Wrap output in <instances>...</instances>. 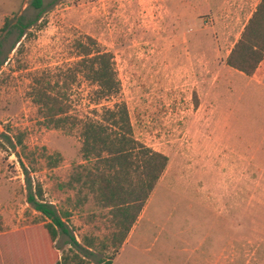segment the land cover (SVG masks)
Wrapping results in <instances>:
<instances>
[{"label": "rangeland", "instance_id": "374dc122", "mask_svg": "<svg viewBox=\"0 0 264 264\" xmlns=\"http://www.w3.org/2000/svg\"><path fill=\"white\" fill-rule=\"evenodd\" d=\"M259 2L0 0V38L6 20L34 21L12 51L18 32L8 37L0 70V264H57L63 254L98 263L113 251L106 211L67 184L86 163L79 130L46 125L29 95L34 75L72 64L87 35L114 55L134 137L169 157L112 264H264V61L252 76L226 63ZM93 89L74 85L73 115L113 107L97 105ZM29 181L80 244L94 240V254L68 235L50 238Z\"/></svg>", "mask_w": 264, "mask_h": 264}, {"label": "trees", "instance_id": "16d2710c", "mask_svg": "<svg viewBox=\"0 0 264 264\" xmlns=\"http://www.w3.org/2000/svg\"><path fill=\"white\" fill-rule=\"evenodd\" d=\"M44 2L32 0L31 4L36 9H43ZM33 24V20L26 21L25 17L19 18L15 24L5 21L2 28L4 34L0 38V70L10 53L5 51L8 37L14 31L18 32L10 49L12 51L17 44L22 45L21 39ZM74 51L76 59L72 64L34 75L29 95L46 125L67 132L79 130L81 154L86 163L73 166L67 184L76 191L80 202L92 201L106 211L108 217L110 235L107 242H111L113 251L98 263L87 264H112L165 172L169 157L134 137L127 103L120 98L122 85L113 53L101 49L97 40L90 35L78 39L74 43ZM263 61L264 0H260L226 63L252 76ZM81 78L93 86V100L97 105L106 100L114 101L113 107H103L100 117L80 118L72 114L71 91ZM18 142L23 144L21 139ZM28 185V202L44 217L50 238L56 240L60 234L68 235L83 256L94 254V240L83 237L84 245L80 244L57 207L44 199L41 185L34 187L30 181ZM3 229L0 215V232ZM104 246L110 248L106 243ZM69 262L68 256L63 254L57 264ZM73 264L86 263L82 256L75 255Z\"/></svg>", "mask_w": 264, "mask_h": 264}, {"label": "bare ground", "instance_id": "6f19581e", "mask_svg": "<svg viewBox=\"0 0 264 264\" xmlns=\"http://www.w3.org/2000/svg\"><path fill=\"white\" fill-rule=\"evenodd\" d=\"M146 11V10H145Z\"/></svg>", "mask_w": 264, "mask_h": 264}]
</instances>
